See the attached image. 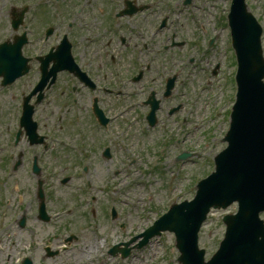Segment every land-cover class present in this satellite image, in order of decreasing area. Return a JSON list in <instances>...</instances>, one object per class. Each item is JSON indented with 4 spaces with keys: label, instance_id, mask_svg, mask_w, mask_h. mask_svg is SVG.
<instances>
[{
    "label": "flooded vegetation",
    "instance_id": "af4514ba",
    "mask_svg": "<svg viewBox=\"0 0 264 264\" xmlns=\"http://www.w3.org/2000/svg\"><path fill=\"white\" fill-rule=\"evenodd\" d=\"M167 1L0 0V65H6L8 71L6 77L0 74V264H17L19 260L16 256L23 259L22 264L26 258H31L33 264H89L97 255L98 250L95 248L92 251L88 245L73 255L74 245L88 238L68 225L74 219L72 208L57 209L58 190L66 189L71 181L69 173L73 168L70 164L74 159L89 164L92 162L91 157L84 154L85 150L76 154L77 149L70 140L72 129L68 115L75 109L80 110L79 103L83 98L91 99L92 114L95 104L108 113L101 104L100 94L124 95L122 85L118 93L100 87L99 66L103 64L100 60L109 58L111 76L117 81L124 83L125 79L137 75L131 73L127 77L126 72L133 71L136 66L134 54L136 58L138 46L145 55L142 61L148 59L149 51L154 53L151 48L153 43L148 42L147 38L148 34L155 32L157 20L168 7ZM177 44L175 36L172 37L170 46L175 49L174 45ZM19 51L27 65L24 59L18 58ZM151 63H154L152 59L146 68L138 72H144L142 80L145 69L147 72L152 70ZM74 64L96 84V90L91 91L79 82L73 72ZM180 65L178 62L176 72L166 78L165 85L171 76L177 77V83L180 81ZM25 66H28L26 76L12 85L7 84L6 88L3 85L5 80L25 71ZM62 68L66 70L62 71ZM43 75L49 78V83L56 75V83L46 87L43 93L38 90L30 99L29 107H32L33 113L30 119L22 122L25 100L36 90ZM63 78L70 81L69 93H53ZM23 80H28L26 89L21 88L19 93H15L16 96L5 93L12 92ZM85 91L91 93H83ZM6 94L13 99L12 103L16 99L18 105L15 108L5 100ZM174 94L175 91L168 98L165 92L161 95L150 93L149 96L154 95L161 101L160 111ZM126 95L133 100L113 113L118 116L117 122L126 120L136 109L133 104L137 101V93ZM62 99L66 100L65 105L57 104L62 103ZM142 106H146L144 102ZM176 107L181 106H172L169 111ZM8 108L12 112L7 111ZM119 128L125 130L124 127ZM105 130L102 127L106 135ZM113 142L108 138L109 145L103 147L102 159H107V150L112 158L110 144ZM89 168L84 166L81 174L87 175ZM79 171L80 167L77 173ZM59 177L61 179L57 180ZM78 178L83 180V177ZM56 182L60 187L52 195ZM91 212L84 222L91 224L89 231L97 244L99 225L96 221L105 219L107 211L92 208ZM29 226L33 227L24 245L22 234ZM41 227L49 230L47 243L43 247L39 242L41 235H38ZM16 230H20L17 237L14 233ZM71 237L74 243L70 245L67 241Z\"/></svg>",
    "mask_w": 264,
    "mask_h": 264
},
{
    "label": "rangeland",
    "instance_id": "374dc122",
    "mask_svg": "<svg viewBox=\"0 0 264 264\" xmlns=\"http://www.w3.org/2000/svg\"><path fill=\"white\" fill-rule=\"evenodd\" d=\"M183 1L181 0L179 4L181 28L177 27L178 29L175 30L180 37L178 40L181 41V49L164 51V46L169 44L167 36L173 35L172 33L175 32L173 29L158 34L151 47L154 53L149 51L146 60L142 61L145 55L138 46L137 59L134 54L136 66L133 71L126 72V75L128 74L127 77H130L132 74H138L141 69L146 68L149 60L152 59L154 61L151 63L152 70L147 72L145 69L142 81L133 83L131 77L125 79L124 83L122 80L117 81L111 76L109 58L100 60L103 62L99 66L100 86H107L119 91L120 85H123L124 95L115 97L111 94H105V96L100 94L101 104L109 111L110 115L131 103L133 99L126 95L128 93H137L136 96L139 100H145L151 92L159 93V95L163 93L165 74L163 75L161 70L167 67L175 73L177 63L181 64V84L177 85L174 97L169 100L163 112H159L162 119L160 126L153 130L147 128V133L144 135L141 129L147 127L144 117L149 112V107L143 106L133 110L130 117L115 122L111 131L107 132L109 139L114 142L112 145L110 144L112 158L105 160L102 159L103 147L109 143L102 127L98 122L96 123L92 114L91 99L83 98L82 103H79L80 107L78 106L79 112L73 111L68 115L72 129L70 140L77 149L76 154L85 150L84 154L91 157L92 162L86 176L96 187L92 194L96 198L93 202L90 200V196L80 191L84 186L77 173L81 161L74 159L73 164H70L73 169L69 173L71 181L67 188L58 190L59 182H56L52 188V195L58 190L57 209H73L72 217L74 219L68 225H72L81 231L85 238H88L84 239L83 243L74 245L73 255L84 250L87 245L86 241H92L93 247L90 249L95 251L97 244H95L93 233L89 231L91 224L85 223L84 218L89 217L92 208L106 209L108 189L117 187L120 195L118 203L120 217L117 225L112 226V229L115 228V232L108 243L129 241L132 236L148 229L151 223L164 214L172 204L192 200L196 192V184L214 171V158L226 148L223 139L229 129L228 116L232 107V104L229 103L234 99L236 67L235 59L229 57L231 52H227L231 41L229 28L225 23L220 25L219 23L223 16L227 17L228 15L226 11L229 8V0H194L188 7L183 5ZM248 4L264 28V0H248ZM162 5L163 3L160 4V6ZM157 17L158 15L154 18V25ZM201 25H205L202 33L199 30ZM215 35H217L216 40L213 46L209 47L210 40ZM200 43L203 48L197 47ZM204 51L206 52L205 56ZM121 62L124 64V61ZM228 65L234 72L226 80V91L223 79L230 72ZM217 66H219L217 73L213 75ZM27 81L23 80L20 85L12 89V92L5 93H19L21 88L26 89ZM68 84L67 78L61 79L53 93L59 95L60 93H69ZM5 100L11 102L9 106L12 108L18 105L16 99L12 103L13 99L8 94L5 95ZM62 100V103L57 104L65 105L66 100ZM177 105L181 106V110L174 116H168L169 108ZM5 106H7L6 103ZM6 110L12 112V109ZM57 111L56 113H58ZM179 119H181V125L177 124ZM119 127H124L126 132H121ZM171 134H173L171 137L173 141L165 143L164 139ZM177 139H180L178 144H181V153H191L190 158L185 161H177ZM80 146H83L84 149ZM166 147L167 149L161 152V149ZM60 179L61 177L57 180ZM123 187L126 189L122 190ZM236 210L235 207H232L226 211H215L205 223L200 234V247L207 251V260L215 254L224 239L226 228L223 218L236 213ZM96 222L99 225L97 227L98 234H102L103 239L105 230L108 231V228L106 229L107 220L103 218ZM122 224L126 227L123 230L120 228ZM32 227L29 226L22 234L24 245H26V239L30 238ZM14 233L17 237L20 230H16ZM48 234L49 230L44 227L38 230V235H41L42 238L39 241L42 247L47 243ZM101 244L103 245V241ZM103 246L105 254L107 245ZM175 246L174 236L164 234L154 238L144 249L133 251L126 261L122 262L120 259L107 256L102 264H179L180 254Z\"/></svg>",
    "mask_w": 264,
    "mask_h": 264
},
{
    "label": "water",
    "instance_id": "95a60500",
    "mask_svg": "<svg viewBox=\"0 0 264 264\" xmlns=\"http://www.w3.org/2000/svg\"><path fill=\"white\" fill-rule=\"evenodd\" d=\"M230 25L240 68L237 103L225 138L229 147L216 157V172L200 183L196 200L174 207L146 235L145 242L163 231L174 232L182 264H205L204 252L196 253L198 229L211 208H226L236 201L240 203V213L225 220L226 240L210 264H264L263 247L253 243L254 237L260 242L264 236L257 216L264 210L262 31L243 0H235Z\"/></svg>",
    "mask_w": 264,
    "mask_h": 264
}]
</instances>
